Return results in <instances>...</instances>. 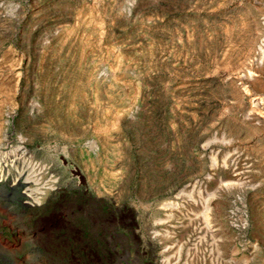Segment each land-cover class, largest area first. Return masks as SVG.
Here are the masks:
<instances>
[{
  "label": "rangeland",
  "instance_id": "1",
  "mask_svg": "<svg viewBox=\"0 0 264 264\" xmlns=\"http://www.w3.org/2000/svg\"><path fill=\"white\" fill-rule=\"evenodd\" d=\"M0 264H264V0H0Z\"/></svg>",
  "mask_w": 264,
  "mask_h": 264
},
{
  "label": "bare ground",
  "instance_id": "2",
  "mask_svg": "<svg viewBox=\"0 0 264 264\" xmlns=\"http://www.w3.org/2000/svg\"><path fill=\"white\" fill-rule=\"evenodd\" d=\"M20 176V175H19ZM22 177H24V176H22ZM25 179H27V178H25ZM26 181H22L21 179H19V180H17L14 184H13V186H12V184L10 185V186H12V189H16V188H18V187H24V186H26ZM26 189V188H25ZM29 190V189H28ZM28 197V196H27ZM26 197V198H27ZM30 199V198H29ZM29 204V203H28ZM27 204V205H28ZM31 204H33V203H31ZM28 206H31L30 204L28 205ZM34 206V205H33ZM28 208H30V207H28ZM84 209H86L85 210V212L88 214V212H89V210L87 209V208H84ZM83 209V210H84ZM59 241H61V240H59Z\"/></svg>",
  "mask_w": 264,
  "mask_h": 264
}]
</instances>
